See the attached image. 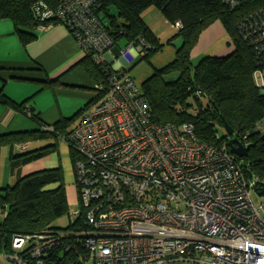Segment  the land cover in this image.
Returning a JSON list of instances; mask_svg holds the SVG:
<instances>
[{
	"label": "built area",
	"instance_id": "built-area-1",
	"mask_svg": "<svg viewBox=\"0 0 264 264\" xmlns=\"http://www.w3.org/2000/svg\"><path fill=\"white\" fill-rule=\"evenodd\" d=\"M61 1L49 13L75 30L93 61L106 62L113 42L97 16L102 0ZM250 20L241 29L243 39L264 46V3ZM172 26L182 27L179 21ZM140 42L121 56L129 62L143 54L148 43L141 36ZM255 78L264 92V69ZM100 89H107L105 97L83 112L72 131L60 134L77 155L79 205L70 215L83 222L68 234L73 243L64 250L77 255L66 264H264V204L252 194L257 181L247 178L227 144L203 142L190 123L153 121L126 70L112 73ZM31 238L14 237V251L5 254L12 264H29L15 250ZM59 242L35 243V264H58L41 255Z\"/></svg>",
	"mask_w": 264,
	"mask_h": 264
},
{
	"label": "trees",
	"instance_id": "trees-1",
	"mask_svg": "<svg viewBox=\"0 0 264 264\" xmlns=\"http://www.w3.org/2000/svg\"><path fill=\"white\" fill-rule=\"evenodd\" d=\"M263 3L264 0H240L236 6H231L223 0H102L99 10L109 19V24L104 21L102 24L114 44L121 40L125 47L128 44L136 46L141 44L140 36L145 39L148 45L143 46L145 52L140 55L141 59H149L165 46L144 21L142 13L145 10L155 7L169 23H181L182 27L175 29L176 33L167 42L174 48V58L155 68L142 82H137L151 118L157 123H173L176 126L190 123L198 139L215 146L225 143L230 150L228 141L232 136L227 133L228 124L244 146L251 144L247 155H233L247 178L257 181V189L262 195L264 128L261 129L259 125L264 122V94L257 85L255 72L264 69V46L262 42H246L241 29L248 28L252 15ZM61 4V0H0V20L12 21L13 33L24 46L37 38L39 27L59 23L66 26L74 37L75 30L48 11L54 12ZM112 7L117 14L111 12ZM99 16L103 20L101 14ZM216 20H220L227 30L233 51L225 56H205L192 66L191 52L200 33ZM176 38L181 39L180 46L173 43ZM137 59L131 56L130 63ZM84 63L93 77V88L99 92L90 103L93 106L105 97L107 89L101 91L100 88H106L108 77L112 73L128 71L130 65L116 69L107 61L103 64L93 61L88 54ZM5 69L14 72L26 70L0 66V73ZM33 69L44 70L40 65ZM171 76L174 77L166 80ZM10 79L29 80L16 74L11 75ZM6 82L0 75V103H9L27 112L34 122L40 124L37 130L15 133L13 137L0 134V144L11 145V148L17 144L21 150L17 154L11 153L13 169H16L21 164L54 152L57 147L56 143H52L30 149L25 143L27 139L60 137V134L72 131L73 128L70 130L69 127L73 120L58 122L51 131L42 129L41 126L45 124L39 122L37 114L26 110V102L18 103L4 93ZM202 97L206 99L205 104L201 102ZM76 158L71 148L73 166ZM74 184V197L79 205V187L77 182ZM68 204L69 195L60 166L27 173L13 184L0 187V249L6 253L13 252L15 236H35L22 249L15 250L29 264H35L36 260L31 256L35 243L44 244L59 239V244L44 248L41 257L58 264L74 260L77 252L65 251L64 244L73 243L72 235L68 234L79 230L83 222L81 217H71ZM65 214H68V224L65 227L54 226V221Z\"/></svg>",
	"mask_w": 264,
	"mask_h": 264
},
{
	"label": "crops",
	"instance_id": "crops-1",
	"mask_svg": "<svg viewBox=\"0 0 264 264\" xmlns=\"http://www.w3.org/2000/svg\"><path fill=\"white\" fill-rule=\"evenodd\" d=\"M143 19L165 46L161 51L151 55L149 59L141 60L143 66L150 64L153 67H145L138 77H135L138 83L150 76L155 68H160L170 62L175 55L174 48L167 45L168 40L174 35L171 31V28L174 29L171 24L165 18H160L159 24L154 26L151 20ZM9 21L10 23L4 19L0 20V66L26 70L14 72L5 69L0 73L2 78L7 80L4 84V93L18 103L26 102V110L37 114L41 124L55 125L69 119L75 123L85 110L93 106L90 103L97 97V93H94L97 90L93 88V77L84 63L87 60V54L79 47L66 26L61 23L48 25L45 28L39 27L37 38L24 46L13 33V24L11 20ZM164 26L169 27L168 35L162 34ZM173 43L180 46L182 42L178 38L176 41L174 39ZM124 49L125 45L120 40L107 53V62L112 64L113 68H123L130 64V61L128 62L121 56ZM18 51L20 55H15ZM138 56L140 55L134 57ZM37 65L42 66L44 70H34L33 68ZM128 72L133 77L130 69ZM13 74L29 80L10 79ZM49 80L52 83H44ZM39 127L40 124L34 122L27 112L20 111L9 103H0V134L13 137L16 136L15 133L30 132ZM1 145H7L6 148H8L7 152H3L0 147V155L1 152L4 153V157L0 158V187H3L14 183L27 167L21 164L13 169L11 153L21 152L17 144H13L12 148L11 145L5 143ZM28 148L32 147L28 146ZM2 161L4 166H2ZM9 165L7 174L5 167ZM40 166L43 168L47 165L43 162ZM3 171L6 174L4 181L1 175Z\"/></svg>",
	"mask_w": 264,
	"mask_h": 264
},
{
	"label": "rangeland",
	"instance_id": "rangeland-1",
	"mask_svg": "<svg viewBox=\"0 0 264 264\" xmlns=\"http://www.w3.org/2000/svg\"><path fill=\"white\" fill-rule=\"evenodd\" d=\"M111 12L114 14H117V11L114 7L111 8ZM100 14H101L103 21L106 24H109V19L104 16L103 12H100ZM142 17L147 20H151L154 26L159 24L158 21L160 20V18H164L162 13L155 7H151L145 10L142 13ZM4 20L10 23L9 19H4ZM118 21L120 22L121 19H118ZM171 31H173L174 34L176 33V31L172 28H171ZM168 32H169V27L164 26L162 34L168 35ZM177 39L178 38H176L175 41ZM229 42H230L229 34L227 30L225 29L224 25L222 24V22L220 20L214 21L212 24H210L208 27L202 30L196 45H194L192 49V52H191L192 66H195L205 56H225V55L230 54L233 51V47L229 45ZM15 55H20V51L15 53ZM139 57L140 56L137 57L138 59L136 61H133L130 63L131 65L130 67H127L133 73L134 79L135 77H138V75L142 72V70L145 67L146 68L148 66L153 67V65H150V64L148 65L145 64V66H143L141 64L142 59ZM173 77L174 76L167 77L166 80L171 79ZM94 93L98 94L99 92L95 91ZM201 102L204 104L206 103L205 97L201 98ZM81 116H79V118L76 119L75 123L71 122L70 127H69L70 130L75 127V125L77 124ZM61 135H63V133ZM25 143L27 146H30V147H34L37 145L45 146L48 144L51 145L52 143L53 144L56 143L57 147L54 152H50L40 159L23 164L25 167H27V169L25 170V172H23L22 176L27 173H31L33 171H39L41 169H48V168L60 166L64 174V181H65L69 199H70L69 204H68V207H69L68 211L72 214L75 210L78 209V204L75 201V197H74V185H75L74 183L76 182V174H75V169H74V166L71 160V148L69 144L65 142L62 137H59V136L57 137L51 136V137L38 138V139H27ZM0 147L2 148L1 151L3 152L8 151V148H6L7 145H1ZM3 152H1L0 158L4 157ZM43 162H45L47 166L40 168L41 167L40 165H42ZM10 165L5 167L7 174L9 172ZM2 166H4L3 161H2ZM30 166H33V167H30ZM1 175L4 181L6 179L5 171H3ZM252 194H253L254 202L257 205L261 203L264 204V195L258 196L254 192ZM261 214L262 216H264V210H262ZM67 215L68 214H65L64 216H61L60 218L55 220L53 225L56 227H65L68 224ZM5 254H6L5 250L0 249V264H10V260L7 258ZM87 263L90 264L91 260H88Z\"/></svg>",
	"mask_w": 264,
	"mask_h": 264
},
{
	"label": "water",
	"instance_id": "water-1",
	"mask_svg": "<svg viewBox=\"0 0 264 264\" xmlns=\"http://www.w3.org/2000/svg\"><path fill=\"white\" fill-rule=\"evenodd\" d=\"M262 94H264V92H262ZM226 129L227 133L232 136L228 141L230 152L239 157L247 155L249 149L251 148V144L244 146V144L241 143L238 138L234 135V130L228 124H226ZM255 192L258 196L262 195V192L259 191L257 188H255Z\"/></svg>",
	"mask_w": 264,
	"mask_h": 264
},
{
	"label": "bare ground",
	"instance_id": "bare-ground-1",
	"mask_svg": "<svg viewBox=\"0 0 264 264\" xmlns=\"http://www.w3.org/2000/svg\"><path fill=\"white\" fill-rule=\"evenodd\" d=\"M99 10H100V9H99ZM99 10H98V12H97V16H98L99 20H100L101 23H102L103 20L100 19V16H99V15H100V11H99ZM112 42H113V45H114V41H113V39H112ZM129 45H130V44H128L127 46H129ZM127 46H126V47H127ZM126 47H125V48H126Z\"/></svg>",
	"mask_w": 264,
	"mask_h": 264
},
{
	"label": "clouds",
	"instance_id": "clouds-1",
	"mask_svg": "<svg viewBox=\"0 0 264 264\" xmlns=\"http://www.w3.org/2000/svg\"><path fill=\"white\" fill-rule=\"evenodd\" d=\"M170 24H171V26H172L173 23H170ZM172 27H173V26H172ZM173 28H174V27H173ZM174 29H176V28H174ZM176 30H178V29H176ZM133 78H134V77H133ZM135 81H136V80H135ZM28 112H30V111H28ZM47 125H49V124H47ZM52 126H53V125H52Z\"/></svg>",
	"mask_w": 264,
	"mask_h": 264
}]
</instances>
